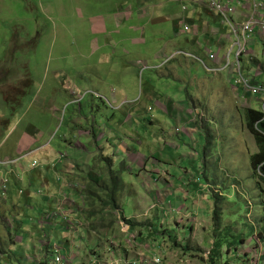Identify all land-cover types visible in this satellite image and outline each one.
<instances>
[{"label": "rangeland", "instance_id": "374dc122", "mask_svg": "<svg viewBox=\"0 0 264 264\" xmlns=\"http://www.w3.org/2000/svg\"><path fill=\"white\" fill-rule=\"evenodd\" d=\"M238 1L245 0L233 1L231 7L239 10L243 3ZM190 3L188 18L196 8L205 11ZM147 4L155 5L152 9L159 14L154 23L140 21L141 8ZM182 13V2L175 0H0V153L22 137L38 138L40 149L29 161H37L39 169L49 165L48 160L56 164L65 186L53 173L48 180L54 184L51 189L66 194L72 190L71 180L98 179L97 174L89 175L91 168L104 166L102 156L112 158V167L120 170L124 183L118 193L123 210L137 225L129 231L131 226L115 221L110 234L106 226L99 233L89 231V221L78 214L71 224L68 217L56 219L57 200L49 198V189L41 184L29 188L28 206L36 208L37 219L24 208L14 209L27 225L23 227L27 241L15 235L16 224L0 223V257L1 249H7L17 253L15 264L44 260L42 250L49 244L39 241L33 223L56 237L49 240L63 247L56 256L73 258L71 264H88L90 258L98 259V264H129L135 258L137 264H153L155 257L169 264H212L214 242L222 238L221 258L215 262L240 264L232 249L237 246L234 240H239L235 235L249 237L263 227L262 197L248 177L249 155L256 143L245 120V110L260 105L243 102L234 92L228 83L229 68L215 76L192 56L167 59L182 49L210 67L205 48L218 51L219 43L228 41L213 31L206 33L208 23L198 24L191 34H179L174 20ZM101 17L107 29L125 33L116 45L100 31ZM204 18L211 29L222 28V34L230 29L218 13L205 12L200 20ZM135 25L144 27V36L142 31L131 32ZM249 48L263 51L264 45ZM192 107L199 108L193 115L199 117L200 129L188 124L193 121L188 119ZM90 115L95 116L100 135L95 147L103 153L78 165V149L93 153L87 138L80 137L83 126H94L87 122ZM63 155L66 158L61 160ZM26 169H32L30 162ZM15 170L19 178L20 166ZM228 172L240 173L245 185L236 183ZM192 173L199 175L197 185L203 186L195 194L184 190V185L194 189ZM208 184L220 192H212ZM232 185H240L241 196ZM215 208L220 212L217 221ZM104 223L109 225L110 220ZM105 231L107 242L101 235Z\"/></svg>", "mask_w": 264, "mask_h": 264}, {"label": "clouds", "instance_id": "9594fccd", "mask_svg": "<svg viewBox=\"0 0 264 264\" xmlns=\"http://www.w3.org/2000/svg\"><path fill=\"white\" fill-rule=\"evenodd\" d=\"M175 1H181L183 4V13L176 20H174L175 29L177 30L179 34H182V35L191 34L192 32L196 30V26H197L196 24H192L191 18H188L187 16L190 8L192 7V4L190 3V1L193 2L195 6L201 5L202 8L205 10L203 13L207 11L211 14L218 13L210 8L209 0H190V1L189 0H175ZM245 3L242 5V7L239 10L236 9L237 11L234 17H236L237 23H240L244 19L245 12H247V10L251 8L250 6H247ZM188 4H190V7L188 6ZM152 6H155V5H151V4L143 5L141 8V12H142V17L145 16L144 17L145 19L150 20L154 23L156 18L159 17V14L155 12V9H152ZM195 11H197V8L193 11V13ZM218 14L223 18V23L225 25H228L230 29L225 34H222V28H218V29H215V31H213L214 35L218 37L223 36V39L228 40V41L227 43L220 42L218 46V51H215V49L205 48V51H207L205 53V56L206 58L210 60V63H211L210 67H208L205 61L199 58L198 55L191 54V53L187 54L182 49L174 50L176 52L173 51L174 53H172L169 57H167V59H170V58L176 59L177 57L181 55H187V57L192 56L195 59L201 61L207 67L209 72L214 74L215 76L222 75L223 74L222 71H224L226 68H229L231 71V76L228 80V83L231 84V87L234 90V92L235 93L237 92L238 96L243 100V102H247V103L251 102L252 104L253 102H257L260 105L257 108L251 106L250 108L245 110L246 124L249 126L248 119H247V114L249 112L260 113L262 117H261V120L259 121L261 122L262 120H264V49L263 51H258L255 48H249V47L255 46L257 43H263L264 45V37L260 34L258 30H255L253 33L248 32V31L243 33L242 31V33L237 34L234 32V29L232 28V26L229 23L225 22L224 17L220 13ZM158 20L163 21V17L158 18ZM141 28L144 29V27H141ZM240 45H243L245 47V52L242 54L241 57L238 58L237 52L239 50ZM260 52H262L263 57H260V54H261ZM237 71H239V73H237ZM254 99L255 101H253ZM194 110H196V112H199V108H195V107H192L191 109L188 110V115H189L188 119L191 118L193 120V121L188 122V124L192 126H199L197 125V122H198L197 118L199 117L193 115ZM94 118L95 116L90 115L87 119V122H89L91 125L93 124L94 126L92 128H87L86 126H83L80 132H85V133L87 132L93 137V140H91L90 144L87 145V148H90V149L92 148L96 152L94 154H87V153L84 154L83 151L78 149V151L75 154V157H76L75 159L77 160L78 165L81 160L84 161L86 159H93V158L97 159L99 153L100 154L103 153V152L97 151L95 147V140H97L100 137V135H98V129L95 128ZM211 118L212 117L209 114L208 119H211ZM259 121L255 123L254 128L260 134L264 135L262 130L258 129ZM198 129H200V126L198 127ZM249 129H250V126H249ZM185 132H187L186 133L187 135H190L193 137L194 133L192 134L189 131H185ZM80 137L81 139H83V136H80ZM253 137L255 139L256 145H255V150L252 152L253 154L252 155L248 154L251 158V168H250V174L248 175V177L252 181L256 182L260 196L262 197V204L264 208V188L261 185L262 183H264V171H263L264 162L263 163L261 162L258 164L254 163L255 160H258L257 162L261 160L259 157H257L261 155V149L257 144L258 142L256 141L254 133H253ZM71 148H73L76 151V148H74L73 144ZM3 153L4 152L1 149L0 173L1 172H4V173L12 172L17 167L20 166L19 178L17 179L23 185L20 186L21 189L18 194L19 197H22L23 196L22 194L24 193L27 194L29 192V188H32L33 186V184L30 183L28 187H25V181L27 180L28 176L35 177L39 173L48 174L47 170L40 172L42 168L39 169L40 164L37 161H34V163L29 161L33 158L32 155L34 153L32 151H29L28 153H25V154L21 153L19 155H9L7 158L5 157L4 159L2 158ZM65 158L66 156L63 155L61 160ZM7 162H8L7 165H9V167L7 166L6 171H4L2 170V167L6 165ZM13 162H16V165H13ZM26 162H30V166L32 168L31 170L26 169ZM45 166L47 168H50L51 171H57V168H58L56 164L54 165L53 163H49V165L45 164ZM67 166L70 168L69 164ZM95 167L96 166H93L91 168L89 175L96 174L94 171ZM65 170H62V171H65ZM74 172L77 173V169H75ZM60 176L61 175L58 176V181L62 182V178H60ZM227 176H232L236 183H239L240 185L243 184V186L245 185L244 184L245 180L241 176L240 173L228 172ZM22 178H25V180L23 181ZM84 178L94 179V177H91V176L84 177ZM192 178L193 180H196L198 182L197 179L199 178V175L198 174L193 175L192 173ZM81 180L82 178L79 181L71 180V183L68 184V187L72 189L71 193H68V194L64 193L62 200L56 201L58 203V212H56L57 213L56 219H61V218L64 219L65 217H68L70 210H76L77 212V210L80 209L81 206H83L84 209H85V206H87V204L85 203L86 199H85V195L83 192V186L86 187L87 183H81ZM47 182L49 181L47 180ZM239 186L232 185L231 189H236V193H238V195L241 196L242 192L239 190L238 188ZM208 187L212 192H217V193L220 192V191H216V187L214 186L213 188L211 184H208ZM0 190L2 192L0 197H2L6 194V191H8V180L2 179V182L0 183ZM31 193L32 191H30L29 194H27V196L24 195V198L28 200ZM220 195L222 196V193H220ZM48 197L53 198V196H51L50 194H48ZM218 204L219 203H217V207H218ZM216 210L219 212V210L215 208V211ZM219 218H220V212H219ZM261 220L263 222L262 229L260 228L255 229L254 231H252L249 237H246L245 234L235 235V236H238L237 238L242 237V242L237 244V249L235 248L237 258H239L241 261L240 264H264V214ZM0 221L5 223L7 226H10L13 224V220L9 219L8 217ZM69 223L70 224L72 223L70 222V219H69ZM129 229L130 228H128V230ZM248 244L250 245L248 246ZM57 257H60V256H57ZM60 258H61L60 264H71L70 263L71 260H74L73 258L69 260H66L63 257H60ZM92 259L93 258H90V260L88 261V264H98V261H99L98 259L94 261H92ZM161 261L163 264H169L168 262H164L163 259H161ZM129 264H137V259L135 258L131 260ZM153 264H154V261H153Z\"/></svg>", "mask_w": 264, "mask_h": 264}, {"label": "trees", "instance_id": "16d2710c", "mask_svg": "<svg viewBox=\"0 0 264 264\" xmlns=\"http://www.w3.org/2000/svg\"><path fill=\"white\" fill-rule=\"evenodd\" d=\"M261 117L262 115L257 112H249L247 114V119H248V123L250 126V130L254 133L256 141L258 142L257 144L261 149V155L257 156L261 160L259 162H257L258 160H255L254 161L255 164L264 162V135L260 134L254 128L255 123L261 120ZM258 129L262 130V132L264 133V120H262L261 122L259 121ZM5 155L6 154L3 153V156H2L3 159L5 158ZM101 161L102 163H104V166L99 167V168L97 167L94 168L95 173L99 177L98 179L84 178L81 180V183H87L86 187L83 186V192L85 195L86 202H88L90 206L85 202L88 206L87 210L83 211V209H78L75 214H73L74 210H70L68 218L72 219V217H75L78 214L79 216H83V219L89 221V224L87 226V229L89 231L93 230L99 233V230H101L102 226H106L108 227L110 234H112L111 229H113V226H115L116 222H118L119 220H122L126 224L131 226L129 229V231H131L137 225L134 219L129 220V218L126 217L125 211L123 210L121 194H118L121 191V188L124 187V183L122 179L120 178L121 177L120 170L116 171L113 169L112 158L105 159L102 156ZM17 178L18 176H17L16 170H13L12 172H6V173L1 172L0 173V181L2 179L8 180V191H6V194L4 196L0 197V213H3L2 219L8 217L9 219L13 220V224H16V226L14 227L15 235L17 237H22V239L24 237V239L27 241L28 233L24 232V228H23L27 225L25 221L23 220L22 215L20 214L15 215L14 209L24 208L26 211L32 212L34 218H35L36 213L33 211H36V210L28 206L30 201L25 200L24 196L22 197L18 196L21 188H20V182L18 181ZM197 184L198 182L196 180H193L192 178V185L194 189L189 188L188 186L184 185L185 187L184 190L190 191L191 193L195 194L202 188V184H199V185ZM1 194L2 192L0 190V195ZM214 213H215V221H217L219 218V212L216 210ZM96 220H100L103 223L95 224V222H91V221H96ZM106 220H110L109 225L104 223L106 222ZM0 223H3V222L0 221ZM151 225H153V223H151L148 226V228ZM32 226L34 227L33 228L34 233L38 235L37 237L39 238V241L40 240L46 241L47 244H49L47 245L46 249L43 248L42 259L44 260H41V263L39 264H48L51 258L54 260V264H60V261L58 260L56 253L62 250L63 247H60L58 242L52 243L51 241H49L51 238H56V237L51 233L45 232V229H43L42 226H35L33 223H32ZM145 226H147V224ZM42 232L44 233V235L42 234ZM148 232H150L149 229H148ZM215 233L219 234V231H215ZM21 234H23L24 236H21ZM101 235L104 238H106V242H107V236H108L107 232L105 231V234L102 233ZM220 236L222 238V232L220 233ZM222 240L223 238L219 239L218 242H214L213 251L210 256V262L212 264H217L215 260L221 258L220 249L222 247ZM234 242L237 244L242 242V237H240L238 241L234 240ZM232 248L237 249V246L235 247V244H234ZM49 249L52 250V252H50ZM6 250L7 249H1L2 254L0 257V264H15L14 259L16 258L17 253L13 250H8V251ZM43 256H46L47 258H43ZM16 261L17 263L19 262V260H16Z\"/></svg>", "mask_w": 264, "mask_h": 264}, {"label": "crops", "instance_id": "0c3cea01", "mask_svg": "<svg viewBox=\"0 0 264 264\" xmlns=\"http://www.w3.org/2000/svg\"><path fill=\"white\" fill-rule=\"evenodd\" d=\"M226 1H230V2H233V1H236V0H226ZM247 1V0H245ZM245 1H238L239 4L241 3H245ZM251 7V5H249ZM252 8V7H251ZM208 12V11H207ZM209 13V12H208ZM203 14L205 13H200L197 9V11H195L193 13V15L191 16V21H192V24H196V25H203V24H207L204 28L205 32H210V31H215L216 28H213L211 29V23L209 24V22H207L206 20L207 19H203V20H200V18H203ZM101 19L103 20L104 24L102 26L99 27L100 31L101 32H106L108 37H109V40L113 43V44H117L120 39H121V35H124L125 33H122V31H114V30H109L107 29V27L105 26V17H101ZM166 20L165 17H163V21ZM140 21H145V18L144 17H140ZM136 28L134 26H131V32H139V31H144V29L142 30L141 27L142 26H137L135 25ZM143 36H144V33H143ZM143 39V37H142ZM146 45V44H145ZM146 47L148 48V46L146 45ZM165 49H169V45H167L165 47ZM104 135L106 136L107 134L104 133ZM80 136H83L85 138H87V142H89L88 144H90L91 140H93V137L89 134V133H85V132H80ZM39 142L38 138L33 140V141H30L28 140L26 137H22L21 140L19 142H17V144L15 145H7V147H3L2 150L3 152L6 154V155H19L21 153H28L29 151H32L34 154L36 152L39 151L40 149V146H37L36 147V144ZM45 149V150H44ZM47 148H43L42 151H46ZM88 150L92 151L94 154L96 151L93 150L92 148H88ZM48 153V152H47ZM50 156V155H49ZM30 158V157H29ZM28 158V160H29ZM51 160H48V162L50 163ZM53 163V162H52ZM46 170V166L45 168H42L40 170V172H43ZM65 170V169H64ZM48 174H37L33 179H30V178H27V180L25 181V187H28L30 185V183L33 184V186H40L42 184V187H46L49 189V194L51 196H53L54 199L56 200H62L63 196H64V191L63 190H59V191H55L54 189H51V185H54L53 183H51L48 178H51L53 177V175H51V173H53L54 175H56V179L58 180V176L61 175L58 171H51L50 168H48L47 170ZM45 179H47L49 182L47 183H43L45 181ZM2 182V180L0 181V183ZM59 184L65 186V182H60L58 181ZM32 186V187H33ZM71 193V192H70ZM29 194V192L27 193ZM27 194H22L23 196ZM32 193L30 194V197H31ZM66 196V195H65ZM26 200V198H25ZM33 209H36V208H33Z\"/></svg>", "mask_w": 264, "mask_h": 264}, {"label": "built area", "instance_id": "2783aa9c", "mask_svg": "<svg viewBox=\"0 0 264 264\" xmlns=\"http://www.w3.org/2000/svg\"><path fill=\"white\" fill-rule=\"evenodd\" d=\"M226 1V0H225ZM231 2L224 0H209V6L212 10L220 13L225 22L229 23L234 32L240 34L246 31L253 33L255 30H258L260 34L264 37V0H247L246 5L249 6L252 4V8H249L247 12H245L244 19L240 22H236V8L231 7ZM242 15V13H241ZM245 52V47L240 45L239 50L237 52L238 58L242 56ZM60 261L61 258L58 257ZM154 264H163L160 258L153 259Z\"/></svg>", "mask_w": 264, "mask_h": 264}]
</instances>
